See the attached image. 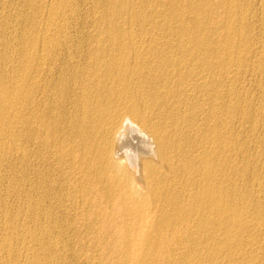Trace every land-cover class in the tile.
<instances>
[{
	"label": "bare ground",
	"instance_id": "1",
	"mask_svg": "<svg viewBox=\"0 0 264 264\" xmlns=\"http://www.w3.org/2000/svg\"><path fill=\"white\" fill-rule=\"evenodd\" d=\"M0 264H264V0H0Z\"/></svg>",
	"mask_w": 264,
	"mask_h": 264
},
{
	"label": "rangeland",
	"instance_id": "2",
	"mask_svg": "<svg viewBox=\"0 0 264 264\" xmlns=\"http://www.w3.org/2000/svg\"><path fill=\"white\" fill-rule=\"evenodd\" d=\"M7 1H11V0H7ZM22 26H24V25H22Z\"/></svg>",
	"mask_w": 264,
	"mask_h": 264
}]
</instances>
